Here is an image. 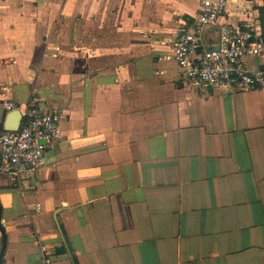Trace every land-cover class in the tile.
I'll use <instances>...</instances> for the list:
<instances>
[{
    "label": "crops",
    "instance_id": "crops-1",
    "mask_svg": "<svg viewBox=\"0 0 264 264\" xmlns=\"http://www.w3.org/2000/svg\"><path fill=\"white\" fill-rule=\"evenodd\" d=\"M200 3L0 0L1 101L66 112L43 168L0 175V264H44L42 247L53 264H264V89L202 91L170 58ZM222 21L264 28V0ZM17 113L0 105V127Z\"/></svg>",
    "mask_w": 264,
    "mask_h": 264
},
{
    "label": "built area",
    "instance_id": "built-area-1",
    "mask_svg": "<svg viewBox=\"0 0 264 264\" xmlns=\"http://www.w3.org/2000/svg\"><path fill=\"white\" fill-rule=\"evenodd\" d=\"M229 0H201L200 9L187 30H181L171 46L170 58L179 67L180 80L202 91L218 89L227 94L264 89L263 69L251 71L248 58L264 61V28L253 22H223ZM187 25V24H185ZM218 28V42L207 44L204 31ZM7 112H18L17 129L0 127V175L19 180L46 165V149L63 137L64 110L41 107L40 99L19 105L1 101ZM44 264H53L42 247Z\"/></svg>",
    "mask_w": 264,
    "mask_h": 264
},
{
    "label": "water",
    "instance_id": "water-1",
    "mask_svg": "<svg viewBox=\"0 0 264 264\" xmlns=\"http://www.w3.org/2000/svg\"><path fill=\"white\" fill-rule=\"evenodd\" d=\"M17 114H18V118L21 117L20 113H17ZM14 127H17V126H14ZM15 129H17V128H15Z\"/></svg>",
    "mask_w": 264,
    "mask_h": 264
}]
</instances>
